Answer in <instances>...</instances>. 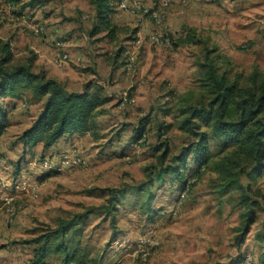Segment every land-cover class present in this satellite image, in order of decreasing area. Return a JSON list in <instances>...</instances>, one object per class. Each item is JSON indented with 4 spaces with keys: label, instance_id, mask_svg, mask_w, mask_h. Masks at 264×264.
<instances>
[{
    "label": "rangeland",
    "instance_id": "obj_1",
    "mask_svg": "<svg viewBox=\"0 0 264 264\" xmlns=\"http://www.w3.org/2000/svg\"><path fill=\"white\" fill-rule=\"evenodd\" d=\"M8 1L0 0V38L10 41V63L33 53L34 71L43 70L66 89L97 84L107 100L90 129L58 138L43 151L40 143L25 146L18 137L41 101L27 89L2 97L8 123L0 135V260L25 264L38 244L34 237L79 213V230L65 237L67 264H239L246 252L256 264L264 249L259 236L264 234V202L253 204L254 219L240 237L248 205L241 202L239 188L219 192L220 174L209 164L228 149L218 152L213 136L211 156L201 170L187 157L183 189L169 173L161 179L153 175L193 138L178 126L180 108L210 97L199 64L205 47L216 48L207 56L230 81L247 85L252 74L264 75V0H140L147 11L124 10V16L117 9L112 14L120 28L111 40L102 31L89 32L94 20L89 0ZM161 1L165 4L156 23L148 10ZM38 24L40 33L33 30ZM187 27L200 41L173 45ZM153 32L162 40L152 41ZM57 49L68 53L60 65L52 62ZM116 49L120 53L114 56ZM126 55L132 57L129 69ZM143 114V140L130 143ZM163 145L167 151L160 160ZM68 146L81 155L79 165L47 171L39 163ZM22 179L34 184L33 194L13 188ZM240 180L264 191V170L253 178L242 174ZM146 181L147 200L134 188ZM103 187L125 189L108 210ZM3 194H10L14 207L9 220ZM63 262L61 251L45 256V264Z\"/></svg>",
    "mask_w": 264,
    "mask_h": 264
},
{
    "label": "trees",
    "instance_id": "obj_2",
    "mask_svg": "<svg viewBox=\"0 0 264 264\" xmlns=\"http://www.w3.org/2000/svg\"><path fill=\"white\" fill-rule=\"evenodd\" d=\"M14 1L7 3L13 4ZM115 1L89 0L93 7L94 19L90 33L102 31L109 40L114 38L115 32L120 28L111 19L116 10ZM196 41L200 39L195 36L194 29L187 27L173 39V45ZM204 50V58L199 64L203 67V84L210 97L204 103L188 104L180 108L182 116L178 126L193 138L181 145L176 153L171 154L170 162L158 166L154 170L153 178L161 179L164 173H169L170 179L178 180V189H182L187 180L183 173L187 157L191 159L197 171L201 170L211 156L209 136H213L218 152L228 149L209 164L220 174L219 192L239 188L241 202L248 205L239 234L242 237L249 222L254 219L253 204L264 202V191L240 180L242 174L253 178L264 170V75L257 77L252 74L247 85L239 84L235 80L230 81L223 72H217L212 64L213 57L207 56L208 52L216 51V48L205 47ZM119 53L117 49L114 50V56ZM34 57L32 53L25 61L10 63L13 58L10 41L0 38V132L7 124V108L2 97L17 96L19 91L27 89L36 100L42 101L39 110L20 131L18 137L25 146L40 143L41 149H44L63 134L90 129L93 126V115L104 112L101 105L106 102L107 95L101 91L99 85L90 82H85L79 90L66 89L55 78L46 76L43 70L34 71ZM146 118L147 114L138 118L136 126L132 129L130 143H135L143 132ZM165 127L163 125L162 130ZM166 151L167 146L163 145L162 152L158 154L160 160ZM134 188L146 193L145 199H148V181L140 182ZM100 190L107 193V210L125 193L122 187H103ZM79 215L75 213L62 219L52 228L34 237L32 240L38 244L25 264H45V256L50 251H61L64 260L62 264H67L71 258L65 237L70 239L71 234L79 230ZM259 236L264 238V234ZM240 240L238 238V243ZM256 264H264V249Z\"/></svg>",
    "mask_w": 264,
    "mask_h": 264
},
{
    "label": "built area",
    "instance_id": "obj_3",
    "mask_svg": "<svg viewBox=\"0 0 264 264\" xmlns=\"http://www.w3.org/2000/svg\"><path fill=\"white\" fill-rule=\"evenodd\" d=\"M181 2H185L187 0H179ZM165 4V1L159 2L158 5L149 8L148 12L153 19L154 22L159 23L160 22V7H162ZM115 8L120 10H125L130 13H136L138 11H147V8L142 6V2L140 0H116L115 1ZM34 32L40 33L43 31V26L41 24L36 25L33 27ZM162 35L153 32L150 35V39L154 42H158L162 40ZM166 39V38H165ZM126 53V50H125ZM68 59V53L66 51H63L61 49H57L52 54V62L56 65H60L61 63L65 62ZM131 59L132 57L130 55H126V59L124 61V67L126 69H129L131 66ZM126 96H122V101L126 100ZM144 134L143 132L137 137L136 142H141L143 140ZM82 157L79 154L78 150L74 146H68L61 148L58 152L48 155L47 157H42L39 160V163L47 168L52 170H63L66 168H72L77 165H79L82 162ZM13 188L15 189H23L29 193L34 192V184L31 182H28L26 180H15L13 183ZM183 189V188H182ZM180 195L182 196L184 193V190H181ZM2 202L5 204V210H6V219L9 220L11 214L14 212V207L10 203L11 196L10 194H3L1 196ZM239 264H251V256L249 253H245L243 255V258Z\"/></svg>",
    "mask_w": 264,
    "mask_h": 264
},
{
    "label": "crops",
    "instance_id": "obj_4",
    "mask_svg": "<svg viewBox=\"0 0 264 264\" xmlns=\"http://www.w3.org/2000/svg\"><path fill=\"white\" fill-rule=\"evenodd\" d=\"M90 3V2H89ZM91 4V3H90ZM91 6H92V4H91ZM92 9H93V7H92ZM117 10V9H116ZM93 11V10H92ZM122 11V14L124 15V16H127L126 15V13H124L123 11L124 10H121ZM57 80V79H56ZM58 81V80H57ZM85 83V82H84ZM83 83V84H84ZM82 84V85H83ZM93 84V83H92ZM82 87V86H81ZM80 89V88H79ZM79 89H77V90H79ZM68 90H72V89H68ZM105 94V93H104ZM107 95V94H106ZM40 101H42V100H40ZM41 105V104H40ZM6 108H7V105H6ZM10 108H12V106L10 107ZM7 112H8V108H7ZM7 112H6V118H7ZM8 123V122H7ZM28 125V124H27ZM26 125V126H27ZM7 126V124L3 127V129L5 128ZM2 129V130H3ZM2 130H1V132H2ZM1 132H0V135H1ZM74 133H77L76 131H73V132H70V133H67V134H63V135H61V136H59L58 138H61V137H70L72 134H74ZM57 138V139H58ZM56 139V140H57ZM56 140L54 141V142H56ZM54 142L51 144V145H49L47 148H50V147H52V145L54 144ZM40 147H41V145H40ZM47 148H44V149H42L43 151L44 150H46ZM0 264H6V260H0Z\"/></svg>",
    "mask_w": 264,
    "mask_h": 264
}]
</instances>
